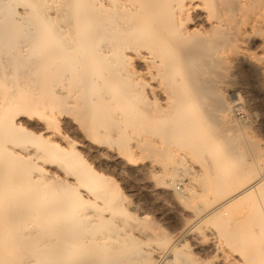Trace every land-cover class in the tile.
Masks as SVG:
<instances>
[{"label":"bare ground","instance_id":"obj_1","mask_svg":"<svg viewBox=\"0 0 264 264\" xmlns=\"http://www.w3.org/2000/svg\"><path fill=\"white\" fill-rule=\"evenodd\" d=\"M240 60L263 76L264 0H0V264H211L130 211L93 154L209 196L212 247L264 264V215L229 226L231 202L264 198V144L221 116Z\"/></svg>","mask_w":264,"mask_h":264},{"label":"rangeland","instance_id":"obj_2","mask_svg":"<svg viewBox=\"0 0 264 264\" xmlns=\"http://www.w3.org/2000/svg\"><path fill=\"white\" fill-rule=\"evenodd\" d=\"M237 63H239V61ZM237 63H235V65ZM248 67L252 70L247 69ZM249 71H251V73ZM228 76L231 77L232 82H234L231 84H223L222 92L225 94L224 96L227 103L229 102L232 105L231 110L222 111L221 116L225 121L230 122L238 120V122L242 124L243 127L239 138L246 146L252 143L255 145L264 144V74L258 78L255 75L254 68L241 61L239 65L237 64L234 69L229 71ZM88 159L89 161L93 160L92 163L94 162L93 165L95 164L94 166L98 170L101 169L103 171L105 169L103 172L111 175L113 179L117 181L121 193L126 196V202L132 205L130 211L134 213L135 211L144 212V215L146 214L149 216L152 223L155 222V225H159L160 227H158L170 235L173 241L178 242L183 239L182 243L188 246L192 257L199 261L210 262L211 264H245L247 259L241 256L242 253H238L240 257L237 254L239 250L235 251L236 248H231L224 239L220 240V246L218 245L217 249L212 247L210 243L213 237L212 232H214L213 230L219 225H216L215 222L209 218L205 222L199 221L200 216L206 212L207 208H210H206V206H204L205 203H202L209 199V196L194 199L195 201L190 200L192 203L189 200L184 202L180 201V203L171 197L168 188L160 185L162 179L156 180L158 182L161 181L160 184L158 182V184L153 183L157 177H161V174L155 179H147L145 176H139V174L134 173L130 168L124 169L118 166H109L100 161L94 154L89 155ZM260 163L261 170L264 172V154ZM171 179L170 176H167V186L170 188L174 187L177 191L183 189V180L181 177L176 175L174 179H172L173 181L176 180L175 186ZM251 195L253 194L247 195V198L243 197L239 200H235L228 205V215H231L230 217L228 216L230 218L229 226L232 223L231 227H236L237 224L241 225L242 222L251 220L249 217L255 209L264 215V198L262 201L258 195L255 194V196L252 197ZM225 218L227 219V217ZM187 220L188 223L186 227H182ZM236 220L238 222H235ZM233 222L237 224L234 226ZM244 223L240 227H243ZM212 226L215 228L213 229ZM191 228L194 234H202L205 237L207 242L201 248L197 247L195 235H184L185 233L183 232L187 229L191 230Z\"/></svg>","mask_w":264,"mask_h":264}]
</instances>
